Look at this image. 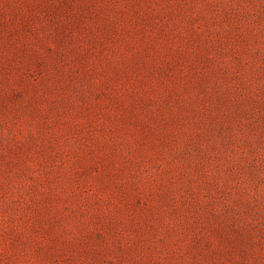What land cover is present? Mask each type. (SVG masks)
I'll list each match as a JSON object with an SVG mask.
<instances>
[{
  "label": "rangeland",
  "instance_id": "374dc122",
  "mask_svg": "<svg viewBox=\"0 0 264 264\" xmlns=\"http://www.w3.org/2000/svg\"><path fill=\"white\" fill-rule=\"evenodd\" d=\"M0 264H264V0H0Z\"/></svg>",
  "mask_w": 264,
  "mask_h": 264
}]
</instances>
